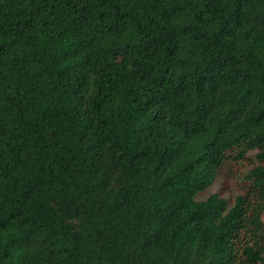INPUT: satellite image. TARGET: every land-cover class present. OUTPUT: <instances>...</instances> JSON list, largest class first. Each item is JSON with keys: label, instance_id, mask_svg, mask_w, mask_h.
<instances>
[{"label": "trees", "instance_id": "obj_1", "mask_svg": "<svg viewBox=\"0 0 264 264\" xmlns=\"http://www.w3.org/2000/svg\"><path fill=\"white\" fill-rule=\"evenodd\" d=\"M0 264H264V0H0Z\"/></svg>", "mask_w": 264, "mask_h": 264}, {"label": "rangeland", "instance_id": "obj_2", "mask_svg": "<svg viewBox=\"0 0 264 264\" xmlns=\"http://www.w3.org/2000/svg\"><path fill=\"white\" fill-rule=\"evenodd\" d=\"M256 161V150L250 151L243 159H235L229 155L217 173L214 182L197 196L206 199L211 194H219L231 203L236 195L244 193L248 188L245 176Z\"/></svg>", "mask_w": 264, "mask_h": 264}]
</instances>
